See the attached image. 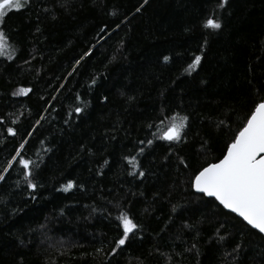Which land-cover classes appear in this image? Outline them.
Masks as SVG:
<instances>
[{"label": "trees", "instance_id": "16d2710c", "mask_svg": "<svg viewBox=\"0 0 264 264\" xmlns=\"http://www.w3.org/2000/svg\"><path fill=\"white\" fill-rule=\"evenodd\" d=\"M0 30V264H264V236L191 187L264 100V0H28Z\"/></svg>", "mask_w": 264, "mask_h": 264}, {"label": "snow or ice", "instance_id": "6c2138e0", "mask_svg": "<svg viewBox=\"0 0 264 264\" xmlns=\"http://www.w3.org/2000/svg\"><path fill=\"white\" fill-rule=\"evenodd\" d=\"M27 3L28 0H0V19L5 16L7 10H19ZM227 3L228 0H218V7L223 8ZM204 26L213 30L221 28V24L212 18L207 19ZM12 53L9 38L3 30H0V56L12 59ZM168 60L169 57L165 56L164 61L167 62ZM200 62L201 56L196 55L189 68H194ZM76 63L79 64V61ZM94 83L95 80H93ZM19 91L26 94L30 89L22 88ZM81 111L80 107L75 109L77 114ZM187 119L186 116H172L169 125L159 138L168 142H179ZM8 132L11 135L16 134L12 128H9ZM147 143L150 145L152 141L149 140ZM23 147L24 143L20 145V149ZM143 151L141 148L140 152L143 153ZM18 156H20L19 149H17L16 156L12 160L15 161ZM126 159L133 169L138 168L136 157ZM18 163L25 170V178L30 177L32 175L30 165L33 162L21 157ZM181 163L184 164L185 162L181 160ZM12 166V161H9L7 167L0 171V181L5 179V174ZM185 167H187L186 164ZM143 175L142 171L139 172V176L143 177ZM28 187L35 190L37 186L28 180ZM73 187V182L69 181L63 190L67 192ZM191 187L206 197L214 198L224 209L234 213L251 229L264 236V100L257 103L254 110L247 116L246 122L242 124L231 143L227 145V150L222 159L208 163L196 172L191 181ZM118 219L123 232L120 238L115 241L116 247L112 250L113 254L126 244L130 234L137 228L132 219L123 213Z\"/></svg>", "mask_w": 264, "mask_h": 264}, {"label": "water", "instance_id": "95a60500", "mask_svg": "<svg viewBox=\"0 0 264 264\" xmlns=\"http://www.w3.org/2000/svg\"><path fill=\"white\" fill-rule=\"evenodd\" d=\"M195 191V190H194ZM195 193H197V194H201V193H198V192H196L195 191ZM208 198H211V197H208ZM214 199V198H213ZM218 203V202H217ZM219 204V203H218ZM221 206V205H220ZM226 210V209H225ZM226 211H228V210H226ZM229 212V211H228ZM231 213V212H230ZM232 214H234V213H232ZM235 215V214H234ZM238 217V216H237ZM241 219V218H240Z\"/></svg>", "mask_w": 264, "mask_h": 264}, {"label": "rangeland", "instance_id": "374dc122", "mask_svg": "<svg viewBox=\"0 0 264 264\" xmlns=\"http://www.w3.org/2000/svg\"><path fill=\"white\" fill-rule=\"evenodd\" d=\"M2 19H0V25H1Z\"/></svg>", "mask_w": 264, "mask_h": 264}]
</instances>
